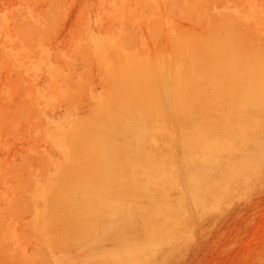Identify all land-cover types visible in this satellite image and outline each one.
I'll list each match as a JSON object with an SVG mask.
<instances>
[{"label":"rangeland","instance_id":"1","mask_svg":"<svg viewBox=\"0 0 264 264\" xmlns=\"http://www.w3.org/2000/svg\"><path fill=\"white\" fill-rule=\"evenodd\" d=\"M0 264H264V0H0Z\"/></svg>","mask_w":264,"mask_h":264}]
</instances>
